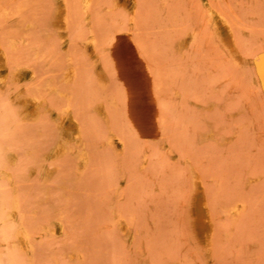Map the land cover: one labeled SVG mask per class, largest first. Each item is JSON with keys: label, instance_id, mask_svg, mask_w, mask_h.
<instances>
[{"label": "rangeland", "instance_id": "1", "mask_svg": "<svg viewBox=\"0 0 264 264\" xmlns=\"http://www.w3.org/2000/svg\"><path fill=\"white\" fill-rule=\"evenodd\" d=\"M260 49L264 0H0V264H264Z\"/></svg>", "mask_w": 264, "mask_h": 264}, {"label": "bare ground", "instance_id": "2", "mask_svg": "<svg viewBox=\"0 0 264 264\" xmlns=\"http://www.w3.org/2000/svg\"><path fill=\"white\" fill-rule=\"evenodd\" d=\"M83 2L88 4L90 0H83ZM63 14H64L63 7L61 5H58V7L55 9L53 13V19H52L55 25L61 24V21L63 19ZM216 22L219 28L224 29L228 33V36L226 37V42L224 43H226V46L231 52H235L236 45L234 46V44L232 43V38L230 35L231 28H230L229 22L222 16H216ZM122 52H123L122 56L120 55L121 57L120 64L124 71V74L128 78H134L136 76H139L140 79L142 80L141 86L136 85L135 87H133L134 88L133 93H136L137 91H142L143 93L149 95L148 77L144 71L143 64L141 63V61L139 60L137 56L135 47L130 39L128 38L125 39L124 48ZM254 57H255L254 59L255 72L259 78L261 89L264 92V49H260V51L256 54V56L254 55ZM232 209L234 211H238V206H233ZM194 213H195V219H196V222L199 228L202 230L205 229L209 225L210 216H209V210H208V203L203 193H198L196 195V198L194 201ZM19 239H22V238H19Z\"/></svg>", "mask_w": 264, "mask_h": 264}]
</instances>
